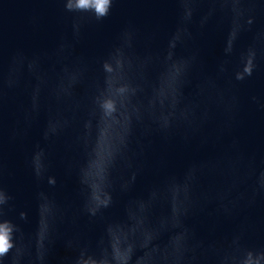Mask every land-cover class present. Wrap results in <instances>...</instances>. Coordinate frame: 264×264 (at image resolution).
Masks as SVG:
<instances>
[{"label": "clouds", "instance_id": "clouds-1", "mask_svg": "<svg viewBox=\"0 0 264 264\" xmlns=\"http://www.w3.org/2000/svg\"><path fill=\"white\" fill-rule=\"evenodd\" d=\"M200 2L179 0L180 21L162 52H153L148 47L143 53L137 52L136 34L126 28L107 55L96 61L99 65L96 71L88 59L76 54L82 26L78 21L103 20L109 15L113 0H62L66 12L88 14L77 17V22L73 23L72 42L62 39L52 49L31 56L21 52L18 58L9 61L6 70L0 65V112L8 92L20 88L25 75L30 78L26 85L29 103L22 111L24 126L14 135L26 134L44 108L41 77L48 72L55 75L50 95L64 111L57 115L48 112L43 139L54 142L67 135L65 151L83 152L84 161L76 172L83 197L80 210L89 218L103 219L104 210L112 206V192L117 185L126 192L134 184L137 169L133 165L130 143L137 127H141L144 134L153 131V126L165 134L179 128L195 133L214 118L219 105L213 103L211 93L221 88L219 81L228 71V58L234 52L236 41L242 31L251 30L256 6L264 4V0H207L210 7L200 19L201 26L221 8H227L230 13L223 48L225 58L220 61L215 76L201 74L194 93L185 96L184 89L192 84L200 60L198 51L177 55L176 49L186 47L192 40L188 24ZM260 59H264V29L256 31L251 44L239 53L233 78L244 81L251 77ZM78 87L84 88L83 96L76 94ZM232 99L238 103L237 97ZM251 99L258 102L256 96ZM260 106L264 108V104ZM81 111H86L83 119L79 118ZM29 165L37 182L55 186V178L47 175L45 148L36 145ZM66 168L72 170L71 160L67 161ZM118 169L127 170V175H114ZM2 175L0 164V177ZM213 175H218L214 167L193 165L182 179L169 177L153 187L146 197L130 200L125 205V215L129 207L143 205L145 230L152 233L151 237L146 239L139 232L129 234L126 223L107 221L94 250L82 245L78 235L67 241L68 247L76 249L70 264H208L210 257L212 264H262L264 250L245 248L239 235L234 234L226 243H205L184 224L185 218L208 199L206 193L196 190L201 178ZM254 177L249 204L255 202L258 194H264V169ZM244 198L245 193L241 192L225 203L226 195L216 196L226 214H231ZM35 199V231L26 237L20 225L10 218L14 211L13 197L0 186V264H5V258H9L8 264H45L59 225L66 221L75 223L70 207L58 204L47 192L38 191ZM161 203L167 206V212L154 224L150 223L152 209ZM17 218L25 221L27 213L19 211ZM169 218H174V222H164ZM164 233L170 235L161 245L157 241Z\"/></svg>", "mask_w": 264, "mask_h": 264}, {"label": "water", "instance_id": "water-1", "mask_svg": "<svg viewBox=\"0 0 264 264\" xmlns=\"http://www.w3.org/2000/svg\"><path fill=\"white\" fill-rule=\"evenodd\" d=\"M209 7L207 0H201L196 5L188 24L193 38L186 47L176 49L177 55L198 51L200 60V68L194 74L192 84L184 89L185 96L194 93L201 74L215 76L220 61L225 58L223 48L230 26V13L227 8H221L201 26L200 19ZM181 14L179 0H113L109 15L103 20L97 22L85 18L78 21L82 26L76 54L88 59L93 69L98 71L96 61L107 55L126 28L136 34L137 52L143 53L146 47L153 52H162ZM81 15L88 16L66 12L62 0H0V65L6 70L9 61L18 58L21 52L31 56L52 49L62 39L72 42V25ZM260 29H264V4L256 6L251 30L240 33L234 52L228 58V71L219 81L221 88L211 93L213 103L219 108L214 118L200 131L186 132L179 128L165 134L156 130L155 126L149 134H144L141 127L134 130L130 148L133 165L137 169L135 182L126 192L121 191L118 185L114 188L112 206L104 210L103 219H91L80 210L83 197L76 168L84 161L83 152L65 151L67 135L54 142L43 139L48 112L57 115L64 111L62 105L51 99L55 75L48 72L41 77V103L44 108L27 128L26 134L14 135L17 129L24 126L22 111L29 103L26 85L30 78L25 75L21 87L8 92L0 112V164L3 166L0 186L13 197L14 211L10 213V218L20 225L26 237L30 236L35 231V195L38 191L47 192L58 204L69 206L75 214V223L66 221L59 225L45 264H70L76 249L68 247L67 241L74 235L79 236L82 245L94 250L107 221L126 223L127 233L139 232L146 239L150 238L152 233L145 230L143 205L129 207L127 215L125 205L130 200L146 197L165 179H182L190 166L202 164L214 167L218 175L201 178L196 190L206 193L208 199L185 218L184 224L205 243H226L235 234L240 236V243L245 248L264 250V194H258L254 203H248L254 174L264 169V108L260 106L264 104V59L258 60L253 75L244 81H236L232 75L239 53L251 44L254 33ZM76 94L83 96L84 88L78 87ZM233 96L238 98V103L233 101ZM253 96L258 102L251 99ZM85 116L86 111H81L79 118ZM36 145L47 152V175L55 178V186L37 182L33 175L29 161ZM69 160L73 164L71 171L66 168ZM121 174L127 175V170L114 172L116 176ZM241 192L245 193V198L239 200L231 214H226L216 196L226 195L227 203ZM19 211L27 213V220H18ZM166 212L167 206L163 203L154 207L150 223L154 224ZM164 222L172 223L174 218ZM169 235L162 234L157 243L163 245ZM8 259L5 258V264H8ZM208 264H212L211 257Z\"/></svg>", "mask_w": 264, "mask_h": 264}]
</instances>
